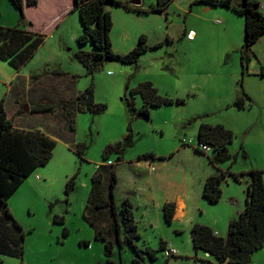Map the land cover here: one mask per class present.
Wrapping results in <instances>:
<instances>
[{
	"label": "rangeland",
	"instance_id": "obj_1",
	"mask_svg": "<svg viewBox=\"0 0 264 264\" xmlns=\"http://www.w3.org/2000/svg\"><path fill=\"white\" fill-rule=\"evenodd\" d=\"M121 1L146 9L138 12L123 5L107 6L113 22L110 39L116 53L130 51L142 35L147 39L150 48L135 63L104 59L92 75L87 74L76 53L94 49L91 43L79 45L76 41L82 32L76 9L53 30L43 24L40 11H28L40 29L38 33L44 35L42 43L19 69L0 59V99L5 97V112L14 127L40 129L56 140L50 160L24 178L8 199L20 229L5 213L0 215L2 264H105L104 245L94 239V228L82 217L97 167L114 164L116 200L135 189L130 177L133 167L145 163L138 160L143 153L165 157L157 162L167 163L171 170L189 167L198 176L199 164L194 161L193 150L198 147L196 135L202 122L222 124L234 135L228 145L231 158L218 166L227 171L220 184L219 201L209 203L199 192L190 204L192 210L187 212L189 220L185 217L170 224L164 221L161 208L149 205L145 217L141 215L144 206L135 205L133 215L140 234L135 242L139 248L154 252L153 258L145 253L148 264H220L212 255L192 247L190 222L207 225L226 237L228 219L242 208L246 189L245 178L241 175L237 182L228 171L252 165L264 168V36L253 45V53L248 51L251 59L242 73L244 18L232 9L194 0H171L164 9L156 7L161 11L158 14L154 9L156 0H140L138 5L132 0ZM232 1L240 5L242 0ZM258 1L264 10V0ZM0 26H22L10 0H0ZM142 81L152 82L160 95L174 102L151 108L149 118L132 115L128 100L138 111L142 99L130 89ZM90 84L95 101L106 108L95 114L76 112L71 132L62 104ZM238 95L244 98L243 108L235 104ZM176 99L184 101L176 103ZM44 103L52 105L53 111H31L36 104ZM128 128L132 145L125 150L124 161L116 164L115 153L104 159L107 145L123 140ZM78 144L85 146L82 154ZM210 167L217 173L216 167ZM74 174L75 187L65 194L66 181ZM109 175L106 172L103 176L101 193L107 192ZM145 198L146 192L141 195V203ZM54 215L63 216V223L53 222ZM88 240L89 245L82 244ZM161 240L175 248L176 254L166 259L159 249ZM15 246H22V255L11 253ZM110 257L114 264H132L133 251L124 246L119 252L116 247ZM252 264H264V247L252 253Z\"/></svg>",
	"mask_w": 264,
	"mask_h": 264
},
{
	"label": "trees",
	"instance_id": "obj_2",
	"mask_svg": "<svg viewBox=\"0 0 264 264\" xmlns=\"http://www.w3.org/2000/svg\"><path fill=\"white\" fill-rule=\"evenodd\" d=\"M171 0H156L155 8L164 9ZM204 2L211 6L223 5L232 9L244 18V41L240 48V63L242 73L248 67L253 45L264 36V10L260 8L258 0H242L237 5L232 0H194ZM11 4L19 12V21L22 26H0V59L6 61L14 69H19L30 59L38 46L42 43L44 35L31 29L32 23L26 19L25 6H36L38 0H10ZM75 9L78 11L82 32L77 36V43L83 45L91 43L93 51L79 50L76 57L86 69L87 74H93L104 59H117L122 63H135L138 56L150 46L146 44V37L141 36L139 42L125 54L116 53L112 48L110 30L113 26L111 12L107 6L123 5L126 9H134L145 12L146 9L134 6L121 0H74ZM154 8V7H152ZM25 27V28H24ZM253 53V52H252ZM264 75L263 68L261 71ZM131 94H139L142 106L135 111L134 104L128 100V110L132 115L149 118L151 108L172 104L174 100L158 93L156 87L150 81H142L130 89ZM5 97L0 99V215L10 218L20 229L14 220L8 207V199L20 186L24 178L28 177L39 166L45 165L52 157L56 140L40 129L26 130L14 127L12 120L7 116L4 108ZM183 99H176V103H182ZM235 104L239 108L245 105L242 95H238ZM106 108L104 103L96 102L94 90L90 84L85 90L79 92L73 99L62 104V109L68 124V130L74 131V114L76 112L99 113ZM53 106L49 104L33 107L31 111L52 112ZM123 140L107 145L102 156L107 159L111 153L116 154L115 163L123 160L125 150L132 145L131 130ZM233 131L222 124L200 123L197 129L198 145H208L207 153L209 163L218 169V166L229 160L231 155L228 145L233 140ZM79 154L84 150L83 145H77ZM196 151L204 153L199 147ZM152 152L143 153L138 159L155 158ZM114 164H101L91 176V192L83 211V219L94 228V239L104 245L105 264H114L111 254L118 247L120 252L124 246H129L133 251L132 264H148L145 261V253L154 257V252L141 249L136 245L139 238L138 226L133 218L132 204L128 198L116 200L114 191L117 176ZM110 173L106 193H101V182L104 174ZM227 171L219 170L214 175L206 178L202 188V196L209 203L219 201L222 191L220 184ZM237 182L240 176L247 175L244 208L236 216L228 221L227 235L222 237L214 230L200 223L191 226V244L195 250H202L212 255L220 264H252V253L264 247V168H250L246 172H229ZM76 174L67 179L64 192L69 194L74 189ZM106 194V195H105ZM175 211L174 202H165L162 206L163 218L167 224L172 222ZM63 216L54 215L53 222L63 223ZM106 223V224H105ZM66 235L67 232L64 231ZM23 233L21 232V240ZM90 241L82 244L89 245ZM19 245V244H18ZM164 242L160 241V250H164ZM2 247V246H1ZM3 248L2 250H5ZM20 249L15 246L11 253ZM168 259V258H166ZM0 264L2 260L0 259Z\"/></svg>",
	"mask_w": 264,
	"mask_h": 264
},
{
	"label": "crops",
	"instance_id": "obj_3",
	"mask_svg": "<svg viewBox=\"0 0 264 264\" xmlns=\"http://www.w3.org/2000/svg\"><path fill=\"white\" fill-rule=\"evenodd\" d=\"M73 9H75L74 4L68 3L65 0H38L36 6L33 7L25 6L24 12L26 19L32 23L31 29L34 31H39L40 29L36 27L37 23L34 21L35 19L29 15L28 11L29 12L40 11L42 18L45 20L43 24L46 26V28H51V30H53L58 28L61 20L65 16H67L70 13V11ZM39 20L41 21V19ZM259 39L257 40V42L259 41ZM263 67L264 66H262V68ZM193 153L196 155L194 161L197 164H199V166L197 167V170H199L198 176H195L194 172L192 170L190 171L189 167L184 168L181 166H176L174 167L175 170H171L167 166V163L163 161L157 162L158 160H163L165 157H158L154 153H153L154 156H156L155 158L141 159V160H145V163L141 161V163L139 162L137 164L138 165L137 167L136 166L133 167V175L132 177H130V180L136 186L135 189H129L128 191H126L125 195L121 197V199L124 198L129 199V201L132 204V213H133V207L135 205L138 208L141 205L145 207V208L143 207L142 210L143 212L141 213V215L143 216L145 215V217H148L149 205L159 207L161 208L162 211L163 204L165 202L171 201L174 202L175 204V211L172 220L181 221L185 217L187 218V220H189V217L187 216V212L189 210H192L190 208V204L195 202L196 194H198L199 192L202 197V188L206 178L209 177L210 175L216 174L214 173L213 168L210 167L207 154L200 153L196 150H193ZM250 168L260 169V167L252 165L251 167H247L245 169L234 172L237 173L246 172ZM216 171L218 172V170ZM242 176L246 180L245 181V185H246V182L248 181L247 175L243 174ZM263 180H264V175H263ZM145 184L147 185V187ZM144 192L147 193V198H145L141 203L140 201L141 195L142 193L144 194ZM229 199L235 201L233 197H229ZM243 208H244V203L242 208L238 209V211L235 214L241 212ZM227 212H230L231 214V210L230 211L227 210ZM190 223L191 226L192 224H194L193 222ZM176 232L180 233L181 231L179 229H176ZM214 232L217 235L222 236L221 233H217V231L215 230ZM164 244L165 247L169 246L167 242H164Z\"/></svg>",
	"mask_w": 264,
	"mask_h": 264
},
{
	"label": "built area",
	"instance_id": "obj_4",
	"mask_svg": "<svg viewBox=\"0 0 264 264\" xmlns=\"http://www.w3.org/2000/svg\"><path fill=\"white\" fill-rule=\"evenodd\" d=\"M263 9H264V4L261 6ZM263 72H264V67H263ZM199 149L204 151V152H209L210 151V147L208 145H198ZM163 254H164V257L167 258V257H170L174 254H176V250L175 248L171 247V246H166L163 250Z\"/></svg>",
	"mask_w": 264,
	"mask_h": 264
},
{
	"label": "water",
	"instance_id": "obj_5",
	"mask_svg": "<svg viewBox=\"0 0 264 264\" xmlns=\"http://www.w3.org/2000/svg\"><path fill=\"white\" fill-rule=\"evenodd\" d=\"M131 3L132 4H135V5H138V4H140V0H132ZM155 12H157L158 14H161V11H155ZM24 108L26 109L27 106L25 105Z\"/></svg>",
	"mask_w": 264,
	"mask_h": 264
},
{
	"label": "flooded vegetation",
	"instance_id": "obj_6",
	"mask_svg": "<svg viewBox=\"0 0 264 264\" xmlns=\"http://www.w3.org/2000/svg\"><path fill=\"white\" fill-rule=\"evenodd\" d=\"M154 9H155V11H158V10H160V9H158V10H157V8H154Z\"/></svg>",
	"mask_w": 264,
	"mask_h": 264
}]
</instances>
